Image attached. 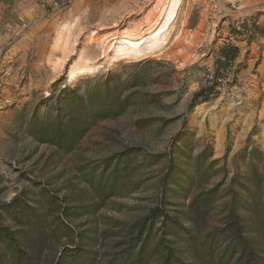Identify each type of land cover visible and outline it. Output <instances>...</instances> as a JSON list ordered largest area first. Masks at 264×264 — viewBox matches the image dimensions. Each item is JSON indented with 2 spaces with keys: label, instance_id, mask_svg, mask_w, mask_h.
Returning a JSON list of instances; mask_svg holds the SVG:
<instances>
[{
  "label": "rangeland",
  "instance_id": "rangeland-1",
  "mask_svg": "<svg viewBox=\"0 0 264 264\" xmlns=\"http://www.w3.org/2000/svg\"><path fill=\"white\" fill-rule=\"evenodd\" d=\"M228 42L238 44V59L214 95L191 108L195 92L214 84L217 52ZM67 48L75 53L65 61ZM146 59L157 63L145 89L160 93L161 103L99 122L69 153L28 133L32 115L51 114L64 88H85ZM82 65L91 69L81 72ZM182 130L186 151L211 144L231 172L244 147L264 151V0H0V205L35 182L81 203L88 193L81 166L129 146L165 152ZM162 166L137 172L102 205L95 198V212L69 223L98 229L107 250L102 230L156 204Z\"/></svg>",
  "mask_w": 264,
  "mask_h": 264
},
{
  "label": "trees",
  "instance_id": "trees-1",
  "mask_svg": "<svg viewBox=\"0 0 264 264\" xmlns=\"http://www.w3.org/2000/svg\"><path fill=\"white\" fill-rule=\"evenodd\" d=\"M239 54L232 42L219 48L214 84L195 92L191 108L214 95ZM153 63L141 60L124 66L125 72L89 80L85 88H64L51 114L32 115L28 133L69 153L99 122L134 106L161 103L160 93L145 89ZM185 134L178 132L165 152L129 146L81 166L88 192L81 203L60 199L34 181L1 204L0 217L9 223L0 221V264H264V151L244 147L231 172L227 155L213 158L211 144L196 154L186 151L180 143ZM161 163L156 204L132 222L102 230L111 241L107 250L99 247L98 229L69 223L74 214L95 212L98 201L102 205L116 195L137 172ZM89 193L93 202L86 199ZM64 240L70 242L61 246Z\"/></svg>",
  "mask_w": 264,
  "mask_h": 264
},
{
  "label": "bare ground",
  "instance_id": "bare-ground-1",
  "mask_svg": "<svg viewBox=\"0 0 264 264\" xmlns=\"http://www.w3.org/2000/svg\"><path fill=\"white\" fill-rule=\"evenodd\" d=\"M129 42H130L132 45L134 44V40H129ZM73 45H74V44H73ZM64 52H65V56H64V60H65V61L70 57L71 54L75 53V52L73 51V48H67ZM105 54H106V53H105ZM89 69H91V68H88L87 65H82V66L80 67V71H81V72H85V71H87V70H89ZM76 75H77V72H75V71H72V72H71V76H72L73 79L75 78Z\"/></svg>",
  "mask_w": 264,
  "mask_h": 264
}]
</instances>
